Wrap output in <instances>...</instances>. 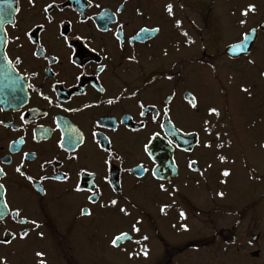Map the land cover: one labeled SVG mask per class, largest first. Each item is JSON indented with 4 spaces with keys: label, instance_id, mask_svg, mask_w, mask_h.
Instances as JSON below:
<instances>
[{
    "label": "flooded vegetation",
    "instance_id": "obj_1",
    "mask_svg": "<svg viewBox=\"0 0 264 264\" xmlns=\"http://www.w3.org/2000/svg\"><path fill=\"white\" fill-rule=\"evenodd\" d=\"M149 1L0 0V211L7 212L0 219V241H10L0 242L5 264H140L156 246L162 255L156 261L168 264L222 236L218 206L209 211L208 224L201 221V232L209 227V236H187L178 244L168 232L188 231L189 216L185 209L181 218L179 204L189 203L181 188L187 183L178 182L204 184V150L218 154L239 112L211 107L217 116L208 107L197 113L196 123L182 127L175 118L177 101L184 110H199L200 100L188 85L168 84V78L183 79L180 73L198 68L214 81L216 96L226 100L236 92L264 111V0H168L158 18ZM250 4L255 10L242 15ZM190 6L197 11H185ZM142 29L144 39H136ZM249 34L253 41L245 51L228 52ZM172 46L176 58L168 52ZM168 120L185 142L175 140ZM68 132L82 139L61 146ZM168 155L177 166L174 177ZM161 159L166 168L157 177ZM84 208L91 214H82ZM125 220L139 231L113 245L116 236L130 232L109 227ZM22 231L28 232L23 239ZM131 243L127 257L105 254Z\"/></svg>",
    "mask_w": 264,
    "mask_h": 264
},
{
    "label": "rangeland",
    "instance_id": "obj_2",
    "mask_svg": "<svg viewBox=\"0 0 264 264\" xmlns=\"http://www.w3.org/2000/svg\"><path fill=\"white\" fill-rule=\"evenodd\" d=\"M166 1L168 0H153L152 3L150 1L147 3L148 9L152 6L153 10L156 9L154 12L156 18L165 16ZM194 1L196 0H187L190 4L195 3ZM185 11L191 13V11L196 12L197 9L190 6ZM168 32L176 33L171 25H168ZM169 42L173 43L168 38V44ZM168 52L173 58L179 55L173 46L168 48ZM193 66L196 68L195 65ZM197 69L190 67L189 71L180 73L183 79L177 74L168 78V84L188 85L200 100L199 110H184L181 106L182 100L177 101L180 110L175 114L176 122L186 128L191 125L190 121L196 123L197 113L204 112L208 107H217L221 113L239 112V117L235 118L234 131L232 126H229L230 132L229 128L227 129L229 135L225 138V143H221L218 154H212L211 149L204 150L206 155L201 158L204 163L202 165L206 169L204 184L200 183L202 180L196 183L195 179L178 182L187 183L181 188L182 193L188 197L189 203L180 201L179 204L181 210L186 209L185 212L189 216L188 231L180 233V230L176 232L177 229L171 227L172 231L168 232V239L172 243L183 244L188 241L187 236L192 238L200 235L209 236L211 234L209 227H205L204 232H201V221L203 218L204 224H208L206 217L211 214L209 211L217 206L220 210L218 225L223 237L207 242L206 249H188L183 254L174 256L168 264H264V111L259 112L255 108L257 101L254 98L240 97L236 92H229L230 98L226 100L216 96L210 86L214 85V81L208 79L207 73L198 72ZM261 85L264 89V84ZM261 85L259 84V89ZM208 86L211 88L210 93ZM259 105L260 103L257 105L258 108ZM238 118L239 122H237ZM230 121V119L226 120L228 124ZM208 150L210 151L207 152ZM221 156L225 157L223 161L220 159ZM225 170L229 171L227 177L223 175ZM218 193H223V196ZM198 209L204 214H200ZM171 220L168 218V226ZM121 222L109 227V231L119 226L120 230H128L133 234L131 224L127 220ZM254 235H258L259 238L254 240ZM132 245V243L127 244L116 250L109 249L105 254L111 256L114 252L127 257ZM160 248L156 246L157 251L156 249L150 251V258L153 257V260L149 258L141 261L140 264H158L156 260L162 257L158 252ZM255 251H259L260 254L253 256L252 252Z\"/></svg>",
    "mask_w": 264,
    "mask_h": 264
},
{
    "label": "snow or ice",
    "instance_id": "obj_3",
    "mask_svg": "<svg viewBox=\"0 0 264 264\" xmlns=\"http://www.w3.org/2000/svg\"><path fill=\"white\" fill-rule=\"evenodd\" d=\"M48 7H50V6H46L45 11L48 10ZM166 10H167L168 13L171 15V14H172V5H171V4H168V5L166 6ZM254 10H255V6L250 4V5H248L247 9H245V10L242 12V15H247L249 11H254ZM2 16H3V12H0V17H2ZM109 19H110V17L105 16V20H106V21L109 20ZM176 23H177V26H179V24H180L181 22H180V21H177ZM240 23L243 24V23H245V21L241 20ZM143 31H144V30L142 29L141 32H143ZM183 34H184V35H187V33H183ZM138 35H139V34H138ZM17 39H18V37H17ZM65 39H67V38L65 37ZM7 42H8V40H7V35H6V33H5V43H7ZM241 47H244V45L242 44ZM5 58L7 59V57H5ZM130 59H131V58H130ZM16 60H17V62H19V57H17ZM101 71H103V68H101ZM169 78H170V77H169ZM242 90H243V91H247V89H243V88H242ZM101 91H103V89H101ZM133 95H135V93H134ZM189 102H190V104H191V106H192L193 108L196 107V102H195V98H194V97H193L192 100L189 101ZM108 103H112V101L109 100ZM209 112H210V113H215L217 116L219 115L218 110L215 109V108H211V109H209ZM141 114H142V113H141ZM206 123H207V122H206ZM207 130H208V129H206V131H207ZM173 131H174V130H173ZM93 135H95V133H94ZM62 139H63V142H62L61 146H63V144L66 143L69 147H71V146H74L75 144H77V143L80 141V139H82V138H77V137L74 136L71 132H68V133L65 134V136H64ZM26 155H27V154H26ZM220 159H221V161H223V160L225 159V157L221 156ZM106 163H107V161H106ZM2 171H3V170L0 169V172H2ZM16 171H17V172H20L21 170H20L19 167H17ZM21 175H23L22 172H21ZM223 175H224L225 177H227V176L229 175V171H228V170H225V171L223 172ZM64 178H67L66 175H65ZM28 179L31 180L32 177H28ZM57 179H60V177H57ZM160 187L163 189L164 186L161 185ZM3 189H4V185H3V184H0V190H3ZM77 190H79V189H77ZM3 195H4V193H3L2 191H0V198H2ZM218 195L223 196V193H218ZM89 199L91 200L92 197H89ZM110 203L113 204V205H115V204L117 203V201H116V200H112V201H110ZM102 206H103V205H102ZM3 207H4L5 210L8 208L7 202L4 203ZM166 207H168V206H167V205L162 206V207H161V211H164V209H165ZM120 211H121V212H125V214L127 215V212H126V210H125L124 208H121ZM81 213H82V214H86V215H90V214H91L90 211H89L87 208L81 209ZM17 214H18V210H17ZM4 215H7V212H6V211H0V219H2ZM180 215H181V218H184V217H185V213H184L182 210H181V212H180ZM31 223L35 225V224H36V221H31ZM182 227H184L185 229L187 228L186 225H182ZM132 230H133L134 232L139 231V229L136 227L135 224L132 226ZM27 234H28L27 231H22V232L20 233V238L23 239L25 236H27ZM11 235H13V237L15 238V233H12ZM41 235H42V234H41ZM127 236H128L127 233H123V232H122V233H120L118 236H116V237L111 241V243H112L113 245H116V243H117L118 240H120V239H122V238H124V237H127ZM129 238H130V237H129ZM142 239H147V237H143ZM0 242H3V243H9L10 241H8V240H4V241H0ZM134 242H135V243H139V241H134ZM143 254H144V255H147V250H146V249L143 250ZM36 255H37V257H43L44 254H43L42 252H37ZM129 255L131 256V255H133V253H129ZM0 264H5V261H4L2 258H0ZM39 264H45V261H44L43 259H40Z\"/></svg>",
    "mask_w": 264,
    "mask_h": 264
},
{
    "label": "water",
    "instance_id": "obj_4",
    "mask_svg": "<svg viewBox=\"0 0 264 264\" xmlns=\"http://www.w3.org/2000/svg\"><path fill=\"white\" fill-rule=\"evenodd\" d=\"M144 35H145L144 32H142V33L140 34V36H138L136 39L143 40V39H144ZM252 41H253V38H251V34H249V35H247V36L245 37V39H244L242 42H240L239 44H237V45H232V46L228 47V52L234 54V53H237V52L240 51V53H241L242 51H245V49H247V47H249V46L251 45ZM242 44L244 45V47H241ZM189 94H190V93H186L185 96H186V99H188V100L191 101V100H192V97H191V94H190V95H189ZM168 128L171 129V130H174L175 132H177V135H173V136H174L175 140H178V143H181V142H185V141H186V140H184V139L180 136V132L177 131V130L174 128L173 124H172L171 121H169V120H168ZM188 136L193 137V136H195V135L190 134V135H188ZM159 162H160L161 165H160V167L155 171V174H156L157 177H160V172L165 170L167 160H165V159H161V160H159ZM193 166H194V165H193ZM168 168H169V170H170V171H169L170 175H176L177 169H176V166H175V163H174L173 155H168ZM129 237H130V235H128L127 237H124V238L118 240L117 242H119V241H124V240H126L127 238H129ZM257 239H258V236H257V235L254 236V240H257ZM252 255H253V256H258V255H259V251H255V252H253Z\"/></svg>",
    "mask_w": 264,
    "mask_h": 264
}]
</instances>
